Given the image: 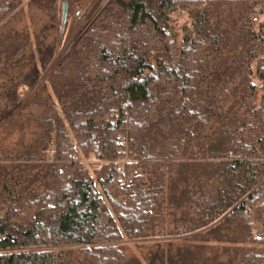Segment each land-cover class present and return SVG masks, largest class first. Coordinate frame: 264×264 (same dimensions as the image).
I'll use <instances>...</instances> for the list:
<instances>
[{
	"label": "trees",
	"instance_id": "trees-1",
	"mask_svg": "<svg viewBox=\"0 0 264 264\" xmlns=\"http://www.w3.org/2000/svg\"><path fill=\"white\" fill-rule=\"evenodd\" d=\"M70 15L0 0V264H264V0H111L31 95Z\"/></svg>",
	"mask_w": 264,
	"mask_h": 264
},
{
	"label": "rangeland",
	"instance_id": "rangeland-1",
	"mask_svg": "<svg viewBox=\"0 0 264 264\" xmlns=\"http://www.w3.org/2000/svg\"><path fill=\"white\" fill-rule=\"evenodd\" d=\"M60 1L69 2L71 15L68 20V25L66 30L64 32L62 31L63 34L61 33V29H59L58 32H55L53 39L58 40L55 57L49 67L46 69L40 81L35 85L31 95L37 90V88L41 86L42 83L48 80L50 75L58 71L59 65L63 58L75 47L82 35L88 30V28L96 20V18L103 12L105 7L111 0H59V2ZM80 8H83L82 10H85V16L83 20L77 19L75 16V12ZM28 16L32 19L31 26H34L35 28H40L42 23H44V21L46 20L45 14L37 9L29 10ZM73 25L81 27V29L79 28V35L77 37L74 36L76 38L71 36V29ZM4 124H6V122L0 124V126H3ZM92 162L94 163L95 161Z\"/></svg>",
	"mask_w": 264,
	"mask_h": 264
},
{
	"label": "bare ground",
	"instance_id": "bare-ground-1",
	"mask_svg": "<svg viewBox=\"0 0 264 264\" xmlns=\"http://www.w3.org/2000/svg\"><path fill=\"white\" fill-rule=\"evenodd\" d=\"M84 16H85V10H81V13H80L78 19L83 20ZM74 25H75V24H74ZM74 25H73V27H72V29H71V36H72V37H74V36L77 37V36L79 35V32H80L81 27H79V26H74ZM77 25H78V24H77ZM79 28H80V29H79ZM84 28H85V27H84ZM76 37H74V38H76Z\"/></svg>",
	"mask_w": 264,
	"mask_h": 264
},
{
	"label": "built area",
	"instance_id": "built-area-1",
	"mask_svg": "<svg viewBox=\"0 0 264 264\" xmlns=\"http://www.w3.org/2000/svg\"><path fill=\"white\" fill-rule=\"evenodd\" d=\"M83 8H80V9H78L76 12H75V16H76V18L78 19V17H79V15H80V13H81V10H82ZM252 18H253V20H258L259 18H260V13H255V14H253L252 15ZM136 155H138V152L136 151V152H134ZM54 154V150H51V155H53Z\"/></svg>",
	"mask_w": 264,
	"mask_h": 264
},
{
	"label": "water",
	"instance_id": "water-1",
	"mask_svg": "<svg viewBox=\"0 0 264 264\" xmlns=\"http://www.w3.org/2000/svg\"><path fill=\"white\" fill-rule=\"evenodd\" d=\"M63 10H64V16H66L67 10H68V2L67 1L63 2Z\"/></svg>",
	"mask_w": 264,
	"mask_h": 264
}]
</instances>
